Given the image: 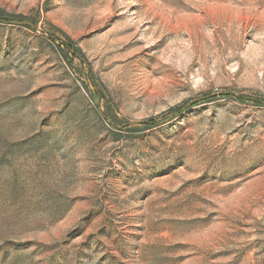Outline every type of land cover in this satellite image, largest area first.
<instances>
[{"label": "rangeland", "instance_id": "374dc122", "mask_svg": "<svg viewBox=\"0 0 264 264\" xmlns=\"http://www.w3.org/2000/svg\"><path fill=\"white\" fill-rule=\"evenodd\" d=\"M0 264H264V0H0Z\"/></svg>", "mask_w": 264, "mask_h": 264}]
</instances>
